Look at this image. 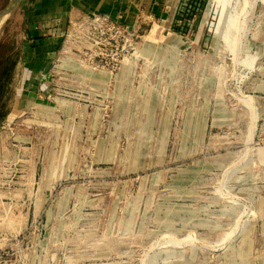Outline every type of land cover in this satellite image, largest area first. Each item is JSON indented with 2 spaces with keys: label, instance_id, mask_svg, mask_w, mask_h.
<instances>
[{
  "label": "rangeland",
  "instance_id": "374dc122",
  "mask_svg": "<svg viewBox=\"0 0 264 264\" xmlns=\"http://www.w3.org/2000/svg\"><path fill=\"white\" fill-rule=\"evenodd\" d=\"M156 12L74 23L48 90L0 26V264H264V0Z\"/></svg>",
  "mask_w": 264,
  "mask_h": 264
},
{
  "label": "crops",
  "instance_id": "0c3cea01",
  "mask_svg": "<svg viewBox=\"0 0 264 264\" xmlns=\"http://www.w3.org/2000/svg\"><path fill=\"white\" fill-rule=\"evenodd\" d=\"M2 1L4 0H0ZM11 2L12 0H8V7ZM163 2L164 0H16L15 8L9 16L16 13L21 16L23 41L13 69V85L22 91L38 90L45 86L48 90L52 84V68L59 46L72 25L80 19L95 13L107 14L129 25L139 34L145 33V27L151 26L150 30L153 28V24L145 22L146 13L157 11L158 14L160 3Z\"/></svg>",
  "mask_w": 264,
  "mask_h": 264
},
{
  "label": "built area",
  "instance_id": "2783aa9c",
  "mask_svg": "<svg viewBox=\"0 0 264 264\" xmlns=\"http://www.w3.org/2000/svg\"><path fill=\"white\" fill-rule=\"evenodd\" d=\"M90 21L99 30L104 33H109L110 38L118 42L122 40L128 43L131 50L135 49L134 40L136 38V30L129 25L122 23L107 14L95 13L90 17L83 18Z\"/></svg>",
  "mask_w": 264,
  "mask_h": 264
},
{
  "label": "water",
  "instance_id": "95a60500",
  "mask_svg": "<svg viewBox=\"0 0 264 264\" xmlns=\"http://www.w3.org/2000/svg\"><path fill=\"white\" fill-rule=\"evenodd\" d=\"M15 2H16V0H12V2L10 3V6L8 7L6 14L1 18V20L5 17L7 19L8 16L13 12V10L15 8Z\"/></svg>",
  "mask_w": 264,
  "mask_h": 264
},
{
  "label": "bare ground",
  "instance_id": "6f19581e",
  "mask_svg": "<svg viewBox=\"0 0 264 264\" xmlns=\"http://www.w3.org/2000/svg\"><path fill=\"white\" fill-rule=\"evenodd\" d=\"M5 20H6V17L0 20V26L5 22Z\"/></svg>",
  "mask_w": 264,
  "mask_h": 264
}]
</instances>
